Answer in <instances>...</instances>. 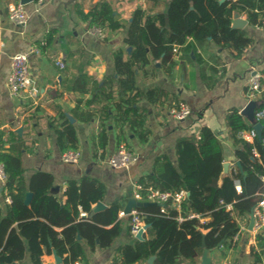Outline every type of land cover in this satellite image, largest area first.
I'll return each instance as SVG.
<instances>
[{"label":"trees","instance_id":"trees-1","mask_svg":"<svg viewBox=\"0 0 264 264\" xmlns=\"http://www.w3.org/2000/svg\"><path fill=\"white\" fill-rule=\"evenodd\" d=\"M166 1L165 12L151 11L140 5L133 9L125 37L129 51L124 47L113 51L114 73L102 80L83 74L72 84L73 89L90 92L86 104L95 106L102 125L113 106L115 120L120 125L127 123L142 141L146 140L149 131L144 127L147 108L137 104L146 95L137 84L138 74L152 76L156 69L155 60L170 53L173 45H184L182 49L185 50L196 45L203 48L213 41L236 56L252 43V38L242 27L232 25L235 16L244 15L247 22L254 25H262L264 17V0ZM163 2L165 0H149V5ZM77 12L88 20L90 26L109 32L124 26L106 0H98L87 11L77 8ZM214 60L213 72H216L221 64L216 57ZM259 98L256 107H264V91ZM88 115L91 113H84L83 118ZM260 122L263 125L261 138L256 136L248 141L239 135V131L252 127L253 123L237 109L227 112L225 124L239 166L236 164L226 171L223 170L222 145L206 126H202L197 135L177 138L175 163L165 153L156 155L151 172L138 178L143 198L137 201L135 208L147 225L143 239L137 240L133 246L117 247L112 264H132L151 255L155 257V264H196L204 248L221 252L224 248H234L237 239L233 240V236L238 232L240 222L247 223L257 193L264 188L260 179L264 173V118ZM2 134L0 131V162L5 171L4 195H8L10 201L0 205V264L22 260L26 254L37 264L43 253L42 245L61 256L63 264H73L76 260L82 262L86 259V252L80 239L86 240L91 247L96 244L107 246L119 233L124 220L128 222L129 232L130 216L118 215V202L92 212V204L103 196L104 185L91 177H84L79 183L69 181L67 197L60 203L49 192L51 176L43 172L34 174L29 184L32 194L26 204L27 191L20 158L24 142L10 133L12 145L5 151ZM252 147L257 155L252 153ZM235 180L239 181V192ZM147 186L159 190H184L180 209L170 199L163 203L146 200ZM227 203L232 204L240 222L225 208ZM79 206L86 212L85 216L79 215ZM161 206L165 207L164 211L160 210ZM188 211L201 213L207 218L199 223L195 217H186ZM179 213L184 216L180 221L177 219ZM256 237L262 246L264 233ZM251 254L253 264L261 261L260 252L251 251Z\"/></svg>","mask_w":264,"mask_h":264},{"label":"crops","instance_id":"crops-1","mask_svg":"<svg viewBox=\"0 0 264 264\" xmlns=\"http://www.w3.org/2000/svg\"><path fill=\"white\" fill-rule=\"evenodd\" d=\"M15 1L20 0H0V131L5 151L12 145L10 133L24 142L20 158L26 191H30L34 174L47 173L51 176L49 192L63 203L69 181L79 183L82 178L91 177L104 185L103 196L97 200L104 203L103 208L118 202L121 209L137 188L138 178L151 172L154 157L165 153L175 163L177 138L197 135L202 126L208 127L219 139L223 162L236 159L225 124L226 114L230 109L241 113L247 103L249 66L253 64L261 73L264 71L263 25L250 24L244 15H239L246 20L242 28L252 38V43L236 56L213 41L203 48L196 45L185 50L184 45H176V50L172 48L170 53L155 60L152 76L140 72L137 84L146 95L137 104L147 108L144 127L149 131L142 141L127 123L120 125L115 120L113 106L102 125L95 106L86 104L90 92L73 89L72 84L83 74L102 80L114 73L113 51L119 47L129 51L125 37L133 9L140 5L151 11L165 12L167 1L152 6L149 0H106L124 26L112 32L103 29L100 34L92 33L88 20L77 12V8L89 10L98 0H29L22 3L26 13L23 24L8 17L7 6ZM32 48L36 50H30ZM18 51H29V73L39 87L36 103L23 93L11 94L6 86L10 58ZM215 57L221 66L213 72ZM180 100L188 104L191 112L178 120L168 109ZM87 112L91 115L83 118ZM244 117L251 122L246 115ZM119 142H125L138 156L127 168H113L107 163ZM70 146L79 150L76 162H65L61 158V152ZM55 186L58 188L54 189ZM4 193V182L0 180L2 206L10 201L5 199ZM96 202L92 204V212L103 209L93 210ZM4 212L2 209V214ZM246 225L234 248L208 251L210 264H253L251 251L260 252L261 261L257 264H264V244L260 246L256 234ZM144 233L141 239L132 236L124 220L119 233L107 246L91 247L80 239L86 252V259L81 263L112 264L117 247L133 246L143 239ZM42 248L37 264H63L61 256L45 245ZM201 255L196 264H202ZM154 258L151 255L132 264H155ZM14 262L36 264L29 254Z\"/></svg>","mask_w":264,"mask_h":264},{"label":"built area","instance_id":"built-area-1","mask_svg":"<svg viewBox=\"0 0 264 264\" xmlns=\"http://www.w3.org/2000/svg\"><path fill=\"white\" fill-rule=\"evenodd\" d=\"M8 17L19 24H23L26 21V13L23 8V4L20 1L10 2L7 6ZM262 25L264 26V17L262 20ZM102 30L98 26H91L92 33L100 34ZM30 50H36L32 48ZM173 50H176V45H173ZM28 55L29 51H18L15 52L10 58L9 71L6 79V86L9 92L13 95H18L23 93L26 97L36 103L39 97V87L35 83L34 78L29 73L28 68ZM57 64L61 65V61H57ZM246 101L255 100L259 101L260 94L264 91V80L262 79V73L256 69L255 65L251 64L249 66V76L246 83ZM168 112L175 119L181 120L189 116L191 110L187 103L180 100L176 104H173L169 107ZM254 122L261 121L264 118V107H255L253 113ZM239 135L248 141H252L256 137V131L252 127L248 129H241ZM252 153L257 155L255 147H252ZM137 154L125 143L119 142L116 146V149L112 154L107 158V163L113 168H127L132 162L137 159ZM61 158L65 162H76L79 158V150L77 148H67L61 152ZM230 168L235 167L236 160L228 162ZM260 179L264 185V173L260 175ZM0 180L4 182L5 180V171L3 169V164L0 162ZM141 184L137 185V188L133 191L131 197L136 201L143 198V193H141ZM236 191H240V184L238 180H235ZM185 196V191L180 189L176 191L171 190H159L147 186L145 188L144 198L148 201L163 203L167 200H171L175 207L179 210L180 203ZM6 200H10V197L7 195ZM222 203V200H220ZM225 208L230 211L232 217L240 222L238 215L233 211L231 203L225 204ZM165 207L161 206L160 210L164 211ZM253 212V223L251 230L257 235L264 233V188L257 193L256 203L252 207ZM120 216L129 215V233L132 236H135L138 231H145V222L143 216L137 211L135 206H133L129 212H124L123 208L118 210ZM79 215L85 216L86 212L81 209L79 206ZM188 218H197L199 223H203L206 220V216L201 213L194 211H188L186 213ZM184 216L179 213L177 219L180 221ZM249 222V217L247 224ZM247 225L240 222L238 232L233 236V240H236L241 229L245 228ZM222 247V245H220ZM225 249V248H224ZM231 249V248H229ZM73 264H83L80 261H74Z\"/></svg>","mask_w":264,"mask_h":264},{"label":"water","instance_id":"water-1","mask_svg":"<svg viewBox=\"0 0 264 264\" xmlns=\"http://www.w3.org/2000/svg\"><path fill=\"white\" fill-rule=\"evenodd\" d=\"M29 0H20L21 3H25ZM246 22L245 19L239 17V14H237L235 16V18L233 19V22H232V25L233 26H239V27H242L243 24ZM257 106V101L255 100H250L246 103V105L243 107V109L241 110V113H243L244 115L247 116V118L253 123V128L255 129L256 131V136L257 138H261V131H262V123L257 121V122H254V118H253V113H254V108ZM236 164L239 166V162L236 161ZM227 166H228V162L227 161H224L223 162V170L226 171L227 170ZM58 187L55 186L54 189H57ZM31 191H27L26 194H25V198H24V202L26 204L29 203L30 201V197H31ZM137 204V201L135 199H133L132 197H130L128 199V201L126 202V204L124 205L123 207V210L124 212H129V210L135 206ZM105 205L103 202L101 201H97L95 203V206L93 207V210H96V209H99V208H103ZM249 222H248V227L251 229L252 227V223H253V212H252V209L249 211ZM146 224H145V228H146ZM138 239H141L142 237V231H138L135 235ZM208 253V250L206 248L203 249L202 251V255H201V263L202 264H210V258L209 256L207 255ZM55 258L59 260V258L57 257V255H55ZM10 264H18L17 262H11Z\"/></svg>","mask_w":264,"mask_h":264}]
</instances>
